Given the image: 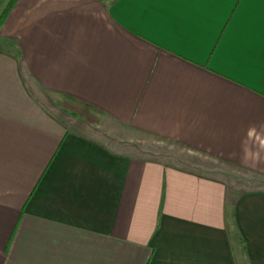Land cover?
Masks as SVG:
<instances>
[{
	"label": "crops",
	"instance_id": "obj_1",
	"mask_svg": "<svg viewBox=\"0 0 264 264\" xmlns=\"http://www.w3.org/2000/svg\"><path fill=\"white\" fill-rule=\"evenodd\" d=\"M0 41V264H264V0H14Z\"/></svg>",
	"mask_w": 264,
	"mask_h": 264
},
{
	"label": "trees",
	"instance_id": "obj_2",
	"mask_svg": "<svg viewBox=\"0 0 264 264\" xmlns=\"http://www.w3.org/2000/svg\"><path fill=\"white\" fill-rule=\"evenodd\" d=\"M14 0H8L0 11V23ZM61 110L84 120L87 123L96 122V113L99 111L95 106L70 94H64L59 102Z\"/></svg>",
	"mask_w": 264,
	"mask_h": 264
},
{
	"label": "built area",
	"instance_id": "obj_3",
	"mask_svg": "<svg viewBox=\"0 0 264 264\" xmlns=\"http://www.w3.org/2000/svg\"><path fill=\"white\" fill-rule=\"evenodd\" d=\"M8 0H0V11L3 8V6L7 3Z\"/></svg>",
	"mask_w": 264,
	"mask_h": 264
},
{
	"label": "rangeland",
	"instance_id": "obj_4",
	"mask_svg": "<svg viewBox=\"0 0 264 264\" xmlns=\"http://www.w3.org/2000/svg\"><path fill=\"white\" fill-rule=\"evenodd\" d=\"M0 48H6V45L3 44V42L0 41Z\"/></svg>",
	"mask_w": 264,
	"mask_h": 264
}]
</instances>
